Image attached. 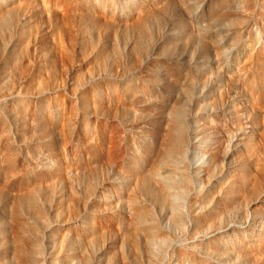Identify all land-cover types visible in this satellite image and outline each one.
I'll list each match as a JSON object with an SVG mask.
<instances>
[{
  "label": "rangeland",
  "instance_id": "rangeland-1",
  "mask_svg": "<svg viewBox=\"0 0 264 264\" xmlns=\"http://www.w3.org/2000/svg\"><path fill=\"white\" fill-rule=\"evenodd\" d=\"M13 8L0 25V80L23 94L47 91L61 129L36 130L39 116L50 119L45 109L23 119L36 149L20 168L52 188L38 193L49 220L52 205L77 226L94 205L96 236L84 248L127 253L138 241L129 205L163 211L171 199L161 174L171 175L187 202L206 206V227L223 226V262L212 261L264 264V0H17ZM25 208L38 224V211Z\"/></svg>",
  "mask_w": 264,
  "mask_h": 264
},
{
  "label": "bare ground",
  "instance_id": "bare-ground-1",
  "mask_svg": "<svg viewBox=\"0 0 264 264\" xmlns=\"http://www.w3.org/2000/svg\"><path fill=\"white\" fill-rule=\"evenodd\" d=\"M16 4L17 0H0V25L9 24L7 15L14 11L11 7ZM8 89L0 80V196L6 198L0 208V264H221L211 260L217 255L223 262L220 232L223 226L216 230V227H206L201 220L203 216H199L206 206L187 202L186 193L178 188L175 177L166 174H161V181L166 199L171 200L162 206L163 211L156 213L149 209L146 213L142 204L129 205L138 241H130L127 253L113 256L109 250H86L84 242H92L96 236L95 217L89 212L95 206L86 203V212L75 216L77 226H74L71 221H63L49 205L47 208L53 214L49 220L38 193L52 188L48 184L46 190L39 176L31 177L20 168L28 150L36 149L34 143L24 139L23 119L31 107L35 108L36 118L42 114L41 109L48 110L50 119L39 116L36 130L40 134L50 129L61 132L56 120L57 108L45 90L32 96L30 92L23 94ZM172 144L180 146L177 139H172ZM170 159L171 154H166L155 169L163 168ZM25 206L38 211V224L28 221Z\"/></svg>",
  "mask_w": 264,
  "mask_h": 264
}]
</instances>
